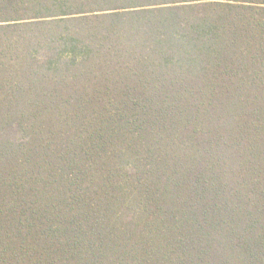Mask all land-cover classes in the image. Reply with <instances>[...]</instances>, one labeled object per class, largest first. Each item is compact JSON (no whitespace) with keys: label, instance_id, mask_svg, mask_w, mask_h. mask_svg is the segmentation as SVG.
Masks as SVG:
<instances>
[{"label":"trees","instance_id":"1","mask_svg":"<svg viewBox=\"0 0 264 264\" xmlns=\"http://www.w3.org/2000/svg\"><path fill=\"white\" fill-rule=\"evenodd\" d=\"M0 264H264V0H0Z\"/></svg>","mask_w":264,"mask_h":264}]
</instances>
